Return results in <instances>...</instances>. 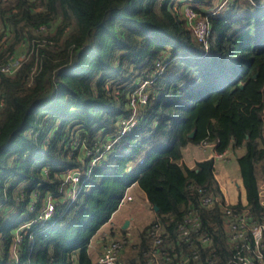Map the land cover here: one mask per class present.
<instances>
[{
	"label": "trees",
	"instance_id": "trees-1",
	"mask_svg": "<svg viewBox=\"0 0 264 264\" xmlns=\"http://www.w3.org/2000/svg\"><path fill=\"white\" fill-rule=\"evenodd\" d=\"M176 1L0 0V66L23 55L13 73L0 72V264H94L90 239L133 183L158 208L170 257L163 264H226L235 249L214 161L177 164L184 147L204 139L220 152L244 149L236 161L246 203L229 208L247 209L248 225L264 220V0H235L215 14L211 0ZM185 5L210 21L206 48L186 27ZM158 61L166 65L145 87L135 126L80 176L70 200L65 173L81 162L66 155L68 141L93 150L109 138ZM209 195L220 202L204 206ZM49 198L54 214L26 229ZM190 212L208 246L195 234L180 239ZM151 223L122 264H147Z\"/></svg>",
	"mask_w": 264,
	"mask_h": 264
},
{
	"label": "built area",
	"instance_id": "built-area-1",
	"mask_svg": "<svg viewBox=\"0 0 264 264\" xmlns=\"http://www.w3.org/2000/svg\"><path fill=\"white\" fill-rule=\"evenodd\" d=\"M183 17L185 19L186 25L189 27V30L192 32V35L201 42L205 48L207 47V41L210 38L211 33V25L210 21L206 16H200L196 11L193 10L192 7H184L183 8ZM22 61V56L12 57L6 64L0 66V72L11 74L13 73L19 64ZM163 68L160 67L158 62L156 63V70L154 74L162 73ZM264 95V91H263ZM131 99V98H130ZM129 99V100H130ZM136 101V103H146L147 98L145 95L133 97L130 100L131 105ZM129 104V103H128ZM131 108V107H130ZM132 110V108H131ZM134 113L129 112V115L123 116L120 118L118 122V126H116V132L120 127H125L126 129L121 130V132H117V138L129 133L133 127L135 126L136 120L133 123L131 120L133 119ZM263 119H264V108H263ZM121 123V124H120ZM95 153H93V157L89 162V169L87 173H90L92 169L100 162V159L106 152L104 149H99L98 142L95 143ZM197 146L204 152H207L206 158L212 159L214 161V169L215 163L217 162H229L232 156V150H225L220 152L217 150L216 142L210 141L208 139L201 140ZM108 145L107 148H109ZM99 154V155H98ZM183 157L177 162L178 165H183L188 168L185 164ZM73 176L78 175L73 171ZM80 178V177H79ZM78 179V178H76ZM79 180V179H78ZM67 182V178L65 180ZM74 184V183H73ZM258 189V201L259 204L264 208V174L261 181L257 182ZM125 200H130V197L122 196L120 199V204L125 202ZM221 197L215 198L213 196H204L202 198V204L204 206H211L215 202H220ZM223 212L227 217L228 221H226V229L229 233L230 245L234 247L235 254L226 264H264V220L260 222L253 223L248 225L249 220V212L247 209H242L239 213H235L233 209L229 208L231 204H228L223 196ZM233 205V204H232ZM55 204L49 198L44 205L41 213L37 218H34L30 223H27L25 228L28 229L30 224L36 223L39 219L45 221L50 218L54 214ZM191 214L185 220V224L179 226V235L180 239L189 241L192 234H195V240L200 245L208 246L210 243L209 236L199 232L200 228V220L197 214L190 212ZM149 235L151 237V247L149 252V258L147 264H163L167 262L170 257L169 254L166 253L164 249V241H163V227L159 219L154 216L152 223L150 224ZM249 235L251 237L252 244L245 243L244 241L249 239ZM20 241V240H19ZM242 242V243H240ZM129 247V242L125 238L122 237H112L106 236L102 239V247L101 252L98 255L94 264H122L120 262V255L124 249ZM192 258L196 260L198 258V254L196 252L193 253ZM164 260L165 262H162ZM178 264H184L182 261ZM212 264V262H210Z\"/></svg>",
	"mask_w": 264,
	"mask_h": 264
},
{
	"label": "crops",
	"instance_id": "crops-1",
	"mask_svg": "<svg viewBox=\"0 0 264 264\" xmlns=\"http://www.w3.org/2000/svg\"><path fill=\"white\" fill-rule=\"evenodd\" d=\"M231 152L233 154L229 162L215 163L214 179L224 200L228 204H236L238 202L244 204L246 203V199L243 187L241 186L239 168L236 161V158L243 154L244 149L239 147L237 149H232ZM205 158L204 151L198 150L196 144H188L183 149V160H185L184 162L189 169H193L196 162ZM234 183L236 184V187L243 192V196L239 197L238 200L234 199L233 196L230 198L227 191V186ZM123 196H130L131 199L126 203L123 202L120 204L117 210L111 215L109 222L101 226L99 232L107 231L110 224L114 225V230L118 232V234L110 233L109 236L112 234L115 237L125 238L131 246H134L140 241L138 237L139 231L152 221L155 211L153 206L148 201L145 193L136 183L128 186L125 189ZM98 234L99 233H95L94 240H90L91 245L88 246V252L93 262L96 261L98 255L100 254L99 248L102 241L100 240L101 238H98ZM130 241H132V243Z\"/></svg>",
	"mask_w": 264,
	"mask_h": 264
},
{
	"label": "rangeland",
	"instance_id": "rangeland-1",
	"mask_svg": "<svg viewBox=\"0 0 264 264\" xmlns=\"http://www.w3.org/2000/svg\"><path fill=\"white\" fill-rule=\"evenodd\" d=\"M177 1H179V0H177ZM176 1V2H177ZM235 0H211L210 2H211V7L209 8V10H210V14H215V13H217L218 12V10L219 9H223V8H225L227 5H229V4H231V3H233ZM190 4H192V2H189ZM196 5L197 6H201V7H205L204 5H202V3H196ZM184 7H191L190 5L189 6H187V5H185ZM183 7V8H184ZM193 7V6H192ZM206 8V7H205ZM204 8V9H205ZM183 10V9H182ZM198 13V12H197ZM200 16H203V15H201V13H198ZM182 15H183V12H182ZM211 25V24H210ZM186 27H187V29H189V27L186 25ZM191 34H192V32H191ZM196 41H198L197 39H196ZM199 42V41H198ZM23 56V55H22ZM23 58V57H22ZM158 64L160 65V67H162L163 69H164V67H165V63H162V62H159L158 61ZM163 71V70H162ZM149 77H151V79H149ZM156 77H158V76H152V75H150V76H146V78H145V80H143L142 82H137L136 83V85H138V86H136L135 88H134V91L129 95V99L131 98H133V97H137V96H143V95H145V97L147 98V101H148V97H149V92L148 91H145V87H147L149 84H150V82H152V80L154 79V78H156ZM130 99V100H131ZM130 100H128V107H129V109H130V111L131 112H133L134 113V116H133V119L131 120L133 123L135 122V120L137 121V118H138V116H139V112L141 111V109H142V107L147 103V101H146V103H136V101H134V103L131 105V103H130ZM132 108V110H131V108ZM122 118V117H121ZM121 120V119H120ZM121 124V123H120ZM136 124V123H135ZM116 126H118V123L116 124ZM123 129H126L125 127H120L119 129H118V131L117 132H121V130H123ZM115 130H116V128H115ZM114 130V131H115ZM116 131L115 132H113L112 133V135L109 137V138H106L102 143H100L99 144V149H104L105 148V150H106V152L104 153V155L102 156V157H104L107 153H108V151L110 150V149H112L113 148V145H114V143L117 141V135H116V133H117ZM108 145H110V147L109 148H107L108 147ZM94 146H96V144H94ZM197 146V145H196ZM97 147V146H96ZM94 148V147H93ZM197 148H198V150H200V151H202L198 146H197ZM94 151H95V148L92 150V149H90V148H87V146L84 144V143H82V141L81 140H78L77 138H71L69 141H68V144H67V146H66V148H65V152H66V155L67 156H71V155H75V156H77V160L78 161H80L81 162V166H80V168L78 167H75L74 169H70V170H67L66 171V173H65V175H66V178H67V182L66 183H68V184H70L71 185V191L69 190V193H70V200H72V201H74V199H76V197H77V194L79 193L78 191L81 189V187L78 185V183H79V181L80 180H78L79 179V177L81 176V175H84V174H87V171H88V169H89V162H90V160L92 159V157L94 156L93 155V153H94ZM99 155V154H98ZM206 155H207V152L205 153L204 152V156L206 157ZM79 157V158H78ZM73 171L75 172V173H77L78 175H76V176H73V174H71V173H73ZM262 177H263V175H261L260 177H259V179H258V181H261V179H262ZM76 178H78V179H76ZM74 183V184H73ZM235 183H236V181H235ZM230 184V185H228L227 186V191H228V193H229V195H230V198L233 196L234 197V199H236V200H238L239 199V197H241V196H243V192L239 189V188H237L236 187V184ZM130 197V196H129ZM130 199H131V197H130ZM126 202H128V200H125V203ZM124 203V204H125ZM124 204H122V205H124ZM31 206V205H30ZM120 206V201H119V204H118V207ZM114 213V212H113ZM109 222V221H108ZM129 222V221H128ZM107 223V222H106ZM105 223V224H106ZM103 226V225H102ZM101 228V227H100ZM100 228H99V230H100ZM127 228V227H126ZM99 230L96 232V233H99L98 234V238H101L100 240L102 241V239L104 238V237H106V236H109V234L110 233H115V234H118V232H116L115 230H114V225H109V229L107 230V231H100L99 232ZM133 231H134V229H133ZM95 235V234H94ZM110 236H112V237H114V235H110ZM20 238V237H19ZM94 238H95V236H93L90 240L92 241V240H94ZM91 241H90V243H89V245H91ZM131 243H132V241H130ZM101 245H102V242H101V244H100V248H99V252H101Z\"/></svg>",
	"mask_w": 264,
	"mask_h": 264
},
{
	"label": "water",
	"instance_id": "water-1",
	"mask_svg": "<svg viewBox=\"0 0 264 264\" xmlns=\"http://www.w3.org/2000/svg\"><path fill=\"white\" fill-rule=\"evenodd\" d=\"M192 135H193V133H191V134L189 135V137L191 138ZM153 209H154L155 212L158 210V208H157L156 206H153Z\"/></svg>",
	"mask_w": 264,
	"mask_h": 264
},
{
	"label": "clouds",
	"instance_id": "clouds-1",
	"mask_svg": "<svg viewBox=\"0 0 264 264\" xmlns=\"http://www.w3.org/2000/svg\"><path fill=\"white\" fill-rule=\"evenodd\" d=\"M197 145V144H196Z\"/></svg>",
	"mask_w": 264,
	"mask_h": 264
}]
</instances>
